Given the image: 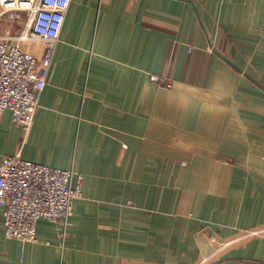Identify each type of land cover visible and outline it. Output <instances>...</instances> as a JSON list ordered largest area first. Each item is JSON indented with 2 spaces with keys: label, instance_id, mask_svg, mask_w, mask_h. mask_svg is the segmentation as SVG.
<instances>
[{
  "label": "crops",
  "instance_id": "crops-1",
  "mask_svg": "<svg viewBox=\"0 0 264 264\" xmlns=\"http://www.w3.org/2000/svg\"><path fill=\"white\" fill-rule=\"evenodd\" d=\"M19 148L83 196L34 242L0 206V264H264V0H71Z\"/></svg>",
  "mask_w": 264,
  "mask_h": 264
},
{
  "label": "built area",
  "instance_id": "built-area-1",
  "mask_svg": "<svg viewBox=\"0 0 264 264\" xmlns=\"http://www.w3.org/2000/svg\"><path fill=\"white\" fill-rule=\"evenodd\" d=\"M70 1L0 0V18L6 22V34L0 35V115L11 110L26 132L47 85ZM38 41L44 44L41 59L28 48ZM83 178L73 169L24 159L21 148L5 157L0 165V206L6 234L34 242L42 218L61 220L65 231L74 201L83 196Z\"/></svg>",
  "mask_w": 264,
  "mask_h": 264
}]
</instances>
